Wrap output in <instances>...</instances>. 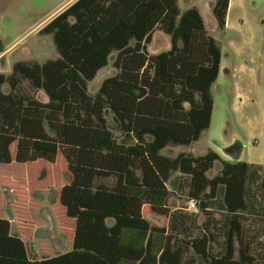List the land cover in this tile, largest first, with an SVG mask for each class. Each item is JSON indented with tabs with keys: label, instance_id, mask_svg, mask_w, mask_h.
<instances>
[{
	"label": "trees",
	"instance_id": "trees-1",
	"mask_svg": "<svg viewBox=\"0 0 264 264\" xmlns=\"http://www.w3.org/2000/svg\"><path fill=\"white\" fill-rule=\"evenodd\" d=\"M230 1L211 5L220 30ZM157 31L169 36L170 49L150 56ZM38 34L51 37L58 58L0 74V165L54 164L61 156L70 179L58 204L72 223L70 251L31 259L0 217V264H264L243 219L253 189L264 218V166L224 161L211 150L161 155L196 143L211 122L221 51L197 9L180 12L177 0H76ZM112 53L117 73L91 96L87 85ZM23 81L47 101L21 94ZM215 163L219 173L209 179ZM174 173L197 211L221 195L226 223L217 252L206 229L180 237L145 218L167 216ZM109 178L113 185L99 183Z\"/></svg>",
	"mask_w": 264,
	"mask_h": 264
},
{
	"label": "rangeland",
	"instance_id": "rangeland-1",
	"mask_svg": "<svg viewBox=\"0 0 264 264\" xmlns=\"http://www.w3.org/2000/svg\"><path fill=\"white\" fill-rule=\"evenodd\" d=\"M66 0H0V74L9 75L15 63L54 61L58 54L52 39L34 34L33 28L54 12ZM180 12L195 7L208 34L221 51V70L211 92L214 101L209 128L190 146H169L161 155L174 158L178 154L195 157L208 151L226 155L233 161L264 166V0H231L224 29L220 30L212 15L214 0H177ZM41 41V42H39ZM150 56L170 49V38L155 32L147 45ZM116 53L108 64L88 83L93 96L101 83L113 77ZM20 93L46 102L40 91L26 81ZM7 93V87H4ZM110 128L113 129L108 116ZM116 137L120 134L114 131ZM11 153L14 147H11ZM220 164L206 174L211 179L219 173ZM67 166L60 155L54 164L38 161L33 164L0 165V217L10 224L11 235L25 243L31 259H42L70 251L71 221L58 204V191L69 182ZM99 183L111 186L113 178ZM168 213L165 217L147 214L145 218L159 227H167L175 235L184 230L195 236L200 228L214 234L211 246L217 252L223 242L226 214L221 195L211 200L205 212L188 210L184 177L174 173L168 184ZM260 193L250 194L248 212L243 215L248 237L257 254L264 248V218ZM112 221H108L111 225ZM180 236V237H181ZM196 264H201L196 262Z\"/></svg>",
	"mask_w": 264,
	"mask_h": 264
},
{
	"label": "crops",
	"instance_id": "crops-1",
	"mask_svg": "<svg viewBox=\"0 0 264 264\" xmlns=\"http://www.w3.org/2000/svg\"><path fill=\"white\" fill-rule=\"evenodd\" d=\"M76 0H66L64 3H62L57 9L54 10L53 13H51L49 16H47L40 24H38L36 27L33 28V32L35 35H37L38 37L41 38H48L50 36H40L38 33L39 31L47 24L49 23L55 16H57L58 14H60L61 12H63L66 8H68L71 4H73ZM231 2V1H230ZM230 5V4H229ZM195 8V7H192ZM196 9V8H195ZM51 38V37H50ZM41 42V41H39ZM4 54V52H0V57ZM221 65H220V70H221ZM220 74V72H219ZM46 99V98H45ZM47 101V99H46ZM192 145V144H191ZM219 157L224 160V161H228V162H237V161H233L229 158H227L226 155L223 154H218ZM193 156V155H192ZM195 157V156H194Z\"/></svg>",
	"mask_w": 264,
	"mask_h": 264
},
{
	"label": "built area",
	"instance_id": "built-area-1",
	"mask_svg": "<svg viewBox=\"0 0 264 264\" xmlns=\"http://www.w3.org/2000/svg\"><path fill=\"white\" fill-rule=\"evenodd\" d=\"M188 205V210L192 211V212H197V205L198 203L194 200H189V202L187 203Z\"/></svg>",
	"mask_w": 264,
	"mask_h": 264
}]
</instances>
